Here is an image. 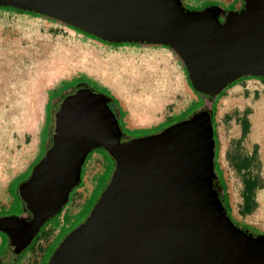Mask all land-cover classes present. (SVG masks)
<instances>
[{"label": "water", "instance_id": "obj_1", "mask_svg": "<svg viewBox=\"0 0 264 264\" xmlns=\"http://www.w3.org/2000/svg\"><path fill=\"white\" fill-rule=\"evenodd\" d=\"M44 1L49 15L104 42L170 47L204 95L214 97L244 76L264 77V0L257 9L228 13L189 11L178 0ZM90 97L67 101L63 115H69L52 149L19 187L34 220L0 219L22 232L36 222L38 206L50 205L19 252L68 202L91 149L105 146L115 160L110 182L47 264H264V242L244 246L210 188L215 150L207 114L118 145L116 124L99 115Z\"/></svg>", "mask_w": 264, "mask_h": 264}, {"label": "rangeland", "instance_id": "obj_2", "mask_svg": "<svg viewBox=\"0 0 264 264\" xmlns=\"http://www.w3.org/2000/svg\"><path fill=\"white\" fill-rule=\"evenodd\" d=\"M198 1L188 0L186 4L191 6L184 5L194 11L214 6L237 12L242 7V0H218L197 8ZM51 20L0 10V52L13 51L15 58L11 65L12 77L2 73L8 64L0 68V217L25 222L16 217L22 211L16 190L43 158L48 144L52 102L58 94L53 91L75 78L86 77L117 99L124 112L122 121L128 137L144 136L143 133H132L129 124L132 121L137 125L127 101L130 91L143 97L139 103H145L144 99L151 101L147 110L152 115L142 123L158 116L164 97L175 94L177 103L198 102L182 116L163 124L161 130L190 116L196 106V110L214 106L216 169L230 217L234 224L264 235V77L238 78L218 98H198L194 92L185 95L183 88L173 81V61L162 52L148 49L154 45L126 43L119 46L121 43L102 42L103 45ZM114 61L125 65L123 82L126 87L114 80V73L108 76V64ZM19 66L21 68L17 70ZM33 69L30 76L14 80L13 76ZM144 85L149 87L146 89ZM123 103L129 108L130 115ZM107 154L99 150L86 160L81 185L71 191L69 201L44 222L47 223L37 238L13 264H47L64 238L85 221L113 174V161ZM246 183L253 185L246 187ZM10 238L12 246L13 238ZM8 244L7 235L0 231V258L6 256Z\"/></svg>", "mask_w": 264, "mask_h": 264}, {"label": "flooded vegetation", "instance_id": "obj_3", "mask_svg": "<svg viewBox=\"0 0 264 264\" xmlns=\"http://www.w3.org/2000/svg\"><path fill=\"white\" fill-rule=\"evenodd\" d=\"M8 1L9 0H0V6H4V5L5 6H10V7L16 8V9H20L22 11H27V12H31V13H36V14H39V15H43V16H45L47 18H50V19H52L54 21H57V22H60V23L65 24V25H68L70 27H73L75 29H78V28H76V27H74L72 25H69L66 22L60 20L59 18H56L52 14L49 15V12H50L52 6H50L49 4H46V2L44 0H41V2L38 3V4H37V2L35 0H16V1H12L13 4H8ZM25 2H27V4H29L30 7L35 5L36 6L35 7L36 9L39 8L43 12H40L38 10L37 11H34V9H27V8L23 7V5H24ZM262 2H263L262 0H254V1L251 0V3H249V2H247L245 0H242V7H241V9L239 11L245 10L246 8H248V9L249 8H251V9H257V8L260 7V5L262 4ZM239 11H237V12H239ZM225 19H226V15L219 17V21L221 23H223L225 21ZM79 31H81V30H79ZM83 33H85V32H83ZM85 34H87V33H85ZM87 90H88L87 87H84V86H81V85L80 86H77V87H72V88H69L68 90L63 91L62 95L57 96L56 99L53 100L54 101V102H52V104H53V107H52L53 108V111L51 113L49 134H48V140H47L48 141V144L46 145L43 158L52 149V147H53V145L55 143L56 128L58 127V125L61 122H63L64 118H66V117L68 118V115H69L68 112H66L63 115V110H64V107L66 106L67 101L68 100L75 99L78 96H80L81 98H87V97L91 98L90 96H93V95H91L90 93H88ZM89 98H87V99L90 100ZM93 98L96 99V102H97L96 105L100 109L99 115L101 117H103L104 119L108 120L110 123L116 124L115 121H116V118L117 117H116V114L114 113L115 110L112 107L111 101L107 100L106 98H101V97H93ZM145 136H149V135H145ZM126 137H128V136H126ZM131 139H135V137L134 138H129L128 137V139L127 138L124 139V135L121 132H119V136L116 138L115 143L118 144V145H121V144H124V142H128ZM29 178H30V176L27 179H25L24 182L26 183L29 180ZM16 194H17L18 199H20L21 200V203H22V211L19 214V216H16V217H19V218L23 219L25 221L24 222L25 224L26 223H31L34 220V214H33L32 210L30 209L29 203L20 196L19 189L16 190ZM1 211L2 210H0V212ZM11 217H15V216H11ZM1 218L2 217H0V219ZM2 219H5V218H2ZM21 222H23V221H21ZM233 228H234V231L236 232L237 237L239 238V240L241 241V243L244 246L257 245L259 242H262V243L264 242V241H261V240H257L255 237L247 236V233H244V232L240 231L239 229H237L235 227H233ZM0 231L3 232L4 236L7 235V241L9 243L8 244L7 254H6L5 257L0 258V264H13L15 262V259H17L16 257L29 244L26 245V247L23 248L20 252H18V254L16 255L15 259L12 260V257H11V249H12V246L10 244V239H11L10 238V235L5 230H0ZM15 237H16L15 238V242H16V241H18L17 235ZM231 249H234V247H232ZM13 250L14 251L12 252V254L15 253V247H13Z\"/></svg>", "mask_w": 264, "mask_h": 264}, {"label": "trees", "instance_id": "obj_4", "mask_svg": "<svg viewBox=\"0 0 264 264\" xmlns=\"http://www.w3.org/2000/svg\"><path fill=\"white\" fill-rule=\"evenodd\" d=\"M179 1V3L181 4V6L184 8V9H187V10H189V11H194V10H192V9H190V8H187L184 4H183V2L181 1V0H178ZM211 7H214V6H211ZM219 8V7H218ZM206 9V8H205ZM0 10H5V11H9V12H15V13H20V14H27V15H31V16H33V17H41V18H45V19H48L47 17H45V16H43V15H39V14H36V13H31V12H27V11H22V10H20V9H16V8H14V7H10V6H0ZM204 10V8L203 9H200V10H196V11H203ZM225 13H228V11H224ZM52 22H55V23H59V22H57V21H54V20H51ZM63 25H65V24H63ZM65 26H67L69 29H71V30H73V31H75L76 33H78V34H82L83 36H87V38H89V39H92V40H96V41H98V42H104V41H102V40H100V39H98V38H96V37H92L91 35H88V34H85V33H83V32H81V31H79L78 29H75V28H73V27H70V26H68V25H65ZM104 44V43H103ZM126 43H121V44H118L119 46H124ZM143 45H145V44H143ZM157 46H162V45H157ZM164 47H168V46H164ZM168 48H170V47H168ZM172 50V49H171ZM251 78H253L252 76H251ZM261 78V77H260ZM237 82V80L236 81H234V82H232V83H230V84H228L227 86H226V88L225 89H227V88H229V87H231V86H233L235 83ZM84 86V87H87V92L88 93H90L91 95H93L94 97H101V98H106L107 100H109V101H111V104H112V107L114 108V110H115V114H116V121H115V123H116V126H117V128H118V130H119V132H121L123 135H124V139L125 138H127L128 139V137H126V132H127V130L125 129V127H124V124H123V121H122V119H123V117H124V112H122L121 110H120V108H119V106H118V101H117V99H115L114 98V96H112L111 94H110V92L106 89V88H104V87H101V86H99V85H97L96 83H93V81H91L90 79H88V78H86V77H78V78H75V79H73V80H71V81H69V82H66V83H64L62 86H60L58 89H56L55 91H53L54 93H58L57 94V96H59V95H62V93H63V91H65V90H68L69 88H72V87H77V86ZM190 87H191V89H192V91L195 93V95L198 97V98H208V99H213V98H218V97H220L221 95H222V92L225 90V89H223L218 95H216V96H214V97H210V96H207V95H204V94H202V93H199V92H197L196 90H194L193 88H192V86H191V84H190ZM55 99H56V97H55ZM199 100V99H198ZM198 104V102H195V103H193L192 104V107L194 106V105H197ZM197 109V106H196V108L194 109V112L190 115V116H188V117H186L185 119H183V120H181V121H179V122H182V121H185V120H189L190 118H192L196 113H198V112H202V113H205V114H207L208 115V117H209V119H210V122H211V126H212V128H213V141H214V150H215V147H216V144H217V142H216V132H215V123H214V106H212V108L211 109H200V110H196ZM179 122H177V123H179ZM177 123H175V124H177ZM174 125V124H173ZM162 126V125H161ZM161 126H158V127H155V128H150V129H138V130H134V131H132V133H143L144 134V136H140V137H145V135H154V134H158V133H160V132H162L163 130H161ZM172 126V125H171ZM170 127V126H169ZM139 137V138H140ZM129 138H133V137H129ZM135 138H138V137H135ZM132 140V139H131ZM130 141V140H129ZM124 143H126V142H124ZM47 145V144H46ZM99 150H101V151H104L105 153H108L107 155H109V157L112 159V161H113V173H114V170H115V160L111 157V155L109 154V152L107 151V149L104 147V146H96V147H94V148H92L91 149V151L88 153V155H87V157L85 158V161H84V163H83V166H84V164H85V162H86V160L93 154V153H96L97 151H99ZM216 151H214V157H213V172H214V175H213V177H212V179H211V182H210V188H211V190L215 193V196H216V199H217V201H218V203L221 205V207L223 208V211H224V213H225V216L227 217V219L230 221V223L232 224V226L233 227H235V228H237V229H239L240 231H242V232H244V233H247V236H250V237H255L257 240H261V241H264V235L263 234H259V233H257V232H255L254 230H252V229H248V228H245V227H243V226H238V225H236V224H234L233 223V221H232V219H231V217H230V211H229V207H228V205H227V201H226V195H225V193H224V188H223V186L220 184V180H219V178H218V171H217V169H216V167H217V164H216ZM82 166V167H83ZM82 167H81V171H80V181H79V183H78V185L75 187V188H78L80 185H81V180H82ZM113 175V174H112ZM109 184V183H108ZM250 185H253V183H246V187H250ZM20 186V185H19ZM74 188V189H75ZM251 188L253 189V186H251ZM73 189V190H74ZM72 190V191H73ZM70 196V195H69ZM68 201H69V197H68ZM57 215H59V213L57 214ZM49 221V220H48ZM47 221V222H48ZM46 222V223H47ZM46 223L39 229V231L35 234V236L32 238V240H31V242L29 243V245L28 246H30L31 244H32V242L37 238V236H38V234H39V232H40V230L46 225ZM39 240V239H38ZM37 240V241H38ZM37 243V242H36ZM27 246V247H28ZM26 247V248H27ZM25 248V249H26ZM24 249V250H25ZM22 253V252H21Z\"/></svg>", "mask_w": 264, "mask_h": 264}, {"label": "crops", "instance_id": "obj_5", "mask_svg": "<svg viewBox=\"0 0 264 264\" xmlns=\"http://www.w3.org/2000/svg\"><path fill=\"white\" fill-rule=\"evenodd\" d=\"M181 1L184 2L183 4H186L187 3L186 1H188V0H181ZM210 1H215L216 2L218 0H199L198 1L199 5L197 6V8H202L203 6H205L206 3L210 2ZM189 5L191 6V4H189ZM190 6H188V7H190ZM73 32H75V31H73ZM7 35L9 36V34H7ZM99 43H101V42H99ZM101 44H103V43H101ZM103 45H105V44H103ZM1 47H4V46L2 45ZM148 49L153 51V52H155V53H161L162 52V53L165 54V56L169 60L173 61V63H174V66H173V73H174L173 81L175 80L176 83H178L183 88V92H184L185 95L186 94H192L193 91H192V89L190 87V81H189L185 66H184V64L182 63L181 60L177 59V54L173 50H171V48L164 47V46L154 45V46L149 47ZM6 51L7 50L1 51L0 55H5L4 52H6ZM1 57L2 56H0V58ZM4 64H9V63L8 62H4L3 65ZM3 73H5V72H3ZM110 86L112 88H114L112 85H110ZM133 93H135V92L130 91V93L127 94V101L129 102V106L131 108V114H132L133 120L135 122H137L136 123L137 125L135 126V125H133L132 121H129V124L132 126V128H131L132 131L133 130H138V129H150V128H155V127L161 126V125L165 124L167 121H169V120H171L173 118L182 116L184 113H186L188 111V109L193 104L191 100H190V102L186 101L184 103H177L176 102L177 98H176L175 94L173 96H170L169 98H165L164 97V99L162 101V107H161L160 111L158 112L159 113L158 116L155 117L154 119H152V121H147L146 123H142V122H140V121H142L141 119L144 118V117H149L150 115H152V113L150 111H148V112H150V114H149V116H146V112H140V113L133 112V110L135 108H137L135 110H138V107L133 102V100H134ZM129 97L130 98L132 97L131 98L132 100H129ZM142 99H143V97H142ZM144 102L145 103H143V105L144 106L146 105V107H147V105L151 101L144 99ZM124 106L126 107L125 111H127L128 115H130L129 108L125 104H124ZM170 106H173V108L171 110L169 109ZM130 120H131V117H130Z\"/></svg>", "mask_w": 264, "mask_h": 264}, {"label": "bare ground", "instance_id": "obj_6", "mask_svg": "<svg viewBox=\"0 0 264 264\" xmlns=\"http://www.w3.org/2000/svg\"><path fill=\"white\" fill-rule=\"evenodd\" d=\"M10 52V51H9ZM4 54H5V57H1L0 58V67H2L3 66V63L4 62H8L9 64H8V68L6 69V68H3L2 69V73L3 72H5V76L6 75H9V77H12L10 74L13 72L12 71V67H11V65H12V61H14L15 62V58L14 57H12V54H13V51H12V53L10 52V53H8V52H4ZM5 58H7L6 60H5ZM20 58H21V62H23V56H21L20 55ZM20 58H19V60H20ZM18 60V61H19ZM17 61V62H18ZM33 63V62H32ZM28 64H31V62L30 63H28ZM18 65V63H16V66ZM125 65L124 64H122L121 62H119V61H114V62H112V63H109L108 64V67H109V74H108V72H107V70L105 69V68H103V70H104V72L105 73H107L108 74V76L111 74V75H113V73H114V76H113V78H114V80H116V81H118V82H120L121 83V85L122 86H124V87H126V85H125V83L123 82V80H124V78H123V75H124V73L123 72H125V67H124ZM37 66H35L34 68H36ZM21 68V66H19V67H17V70L18 69H20ZM33 72H34V69L33 70H29V71H24V72H22L21 74H17V75H15V76H13V78H14V80H15V78L17 79V78H24L25 76H27V75H29L30 76V74H33ZM144 87L147 89V87H149L148 85H144ZM143 87V88H144ZM153 87V86H152ZM134 92V91H133ZM133 95H134V100H133V102H134V104L138 107V110H135V109H137V108H135L134 110H133V112H135V113H140V112H146V116H149V114H150V110H147L148 108L146 107V105L144 106L143 105V103H139V101L141 100L140 98H142V97H138L137 96V93L135 92V93H133ZM145 100H147V99H145ZM149 104H151V102H149ZM148 111H150V112H148ZM147 117H144V118H142L141 120L143 121L144 119H146ZM140 121V120H139ZM142 121H140V122H142ZM148 121V120H147ZM49 206L50 205H48V204H43L42 203V205H40V206H38V211H36V213H37V215H39L38 217H37V219H36V222L31 226V227H28V228H23V231L21 232L20 230H18L17 228H15V229H13L9 224H7V222L6 223H3L2 225H1V223H0V225L1 226H3V227H5L6 229H8V231H10L11 232V234L13 235V244H12V249H11V257H12V260L13 259H15V257H16V255L18 254V252H19V250H20V248L26 243V239H28L29 237V232H30V230L31 229H34V227L35 226H37L38 224H39V222H40V220H41V218H40V216L45 212V211H50V209L51 208H49ZM43 212V213H42ZM11 227V228H10ZM25 229H27V230H25ZM17 235V239H18V241H16L15 242V236ZM15 242V243H14ZM13 247H15V253L14 254H12V252L14 251L13 250Z\"/></svg>", "mask_w": 264, "mask_h": 264}]
</instances>
